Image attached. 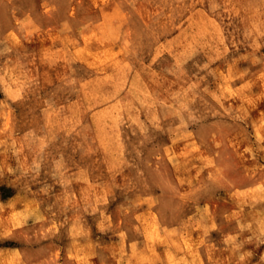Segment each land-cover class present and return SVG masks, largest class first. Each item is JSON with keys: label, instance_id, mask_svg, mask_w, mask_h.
<instances>
[{"label": "rangeland", "instance_id": "rangeland-1", "mask_svg": "<svg viewBox=\"0 0 264 264\" xmlns=\"http://www.w3.org/2000/svg\"><path fill=\"white\" fill-rule=\"evenodd\" d=\"M0 86V264H264V0H0Z\"/></svg>", "mask_w": 264, "mask_h": 264}, {"label": "crops", "instance_id": "crops-1", "mask_svg": "<svg viewBox=\"0 0 264 264\" xmlns=\"http://www.w3.org/2000/svg\"><path fill=\"white\" fill-rule=\"evenodd\" d=\"M3 88L0 86V102H2L3 101V97H4V92H3ZM71 173H73V172H71ZM135 246H137V243L135 242V241H129L128 242V247H129V250H133V251H136V250H138L137 249V247H135ZM135 248V249H134ZM83 252L86 250V248H82L81 249ZM83 254V253H82ZM84 254H85V252H84ZM88 254V253H87Z\"/></svg>", "mask_w": 264, "mask_h": 264}]
</instances>
